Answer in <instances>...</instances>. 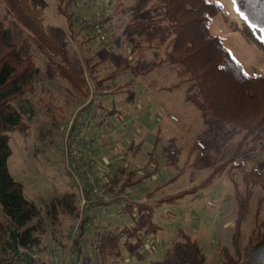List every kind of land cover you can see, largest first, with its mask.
<instances>
[{
	"label": "rangeland",
	"instance_id": "rangeland-1",
	"mask_svg": "<svg viewBox=\"0 0 264 264\" xmlns=\"http://www.w3.org/2000/svg\"><path fill=\"white\" fill-rule=\"evenodd\" d=\"M30 1L42 10L47 31L60 45L64 57L87 77L96 95L98 89L114 86L113 79L102 84L99 83L102 81L91 78L85 54H92L94 49L81 44V38L76 35L79 20L72 36L64 17L57 13V0ZM212 1L219 2L222 8L209 23L211 32L220 36L248 73H264V28L250 23L235 0ZM70 7L78 19L110 15L103 21L102 27L96 29L97 54L101 49L96 65L99 77L130 54L134 40L140 38L145 27L160 24L163 33L148 51L152 64H160L154 68L152 65L151 71L141 79L136 78L129 88L140 90L148 85L152 96L151 101L147 100L148 96L145 99L141 96L144 106L138 113L142 116L133 117L135 122L129 125L132 127L129 133L132 142L123 138L121 147L111 143L109 132L114 128L106 127L99 132L100 141L97 143L102 148L103 160H106L103 155L107 153L114 154V160L120 158L125 163L128 151L133 161L135 159L134 163L141 161L148 164L138 171L140 174L152 171L151 176L144 179L146 185L153 187L147 200L151 208L134 212L133 217L116 200L105 204L101 217L91 225H85L82 245L87 249H82L80 261L76 264H155L158 261L179 264L175 260V248L181 231L194 238L204 264H221L222 259L226 264H236L237 256L232 243L237 219L235 189L244 191L246 171L254 166L264 168V132L257 131L249 136L238 152L245 130L216 117L197 93L194 83L180 72V65L170 54L168 42L171 34L162 12V3L157 0H73ZM11 18L12 12L0 0V19L7 23ZM89 30H85L87 35H93V31ZM27 36L40 72L35 79L34 90L13 102L28 126L24 130L9 132L12 154L8 167L12 176L23 184L26 198L36 205V212L28 222L36 225V234L40 238L39 244L32 249L35 264H55V259L62 263L66 254L73 264V249L67 253L68 248L63 244L72 237L71 231L76 223L74 215L81 207V195L75 177L65 169L68 132L65 122L69 114L88 97L77 92L55 67V62L63 58L49 52L31 34L27 33ZM89 37L87 39H92ZM105 52H110L112 58L105 56ZM130 66L133 69L129 74L137 71L142 74L149 64L136 67L134 62H129ZM117 74L115 87L125 83L119 77L123 72ZM133 94V91L123 96L110 93L101 96L100 103L104 102L109 107L112 104L124 106L121 100L127 96L131 98ZM103 112L100 108V116ZM138 125H141V133ZM122 135L121 131L113 134L116 139ZM159 135L160 142L152 148L154 137ZM149 157H152L150 162ZM116 163L114 161L106 172H112ZM261 194V185H253L240 233L242 255H245L249 234L258 222L264 221V214L257 215L256 212ZM55 198L58 199L57 209L53 210L49 203ZM103 222L111 230H122L126 225L136 224L142 228L138 235L135 231L127 233L124 238L128 239L123 238L120 249L111 251L108 233L97 236ZM139 237H143L142 243L137 241ZM101 241L104 245L106 243L103 250L98 247ZM260 264H264V258Z\"/></svg>",
	"mask_w": 264,
	"mask_h": 264
},
{
	"label": "trees",
	"instance_id": "trees-1",
	"mask_svg": "<svg viewBox=\"0 0 264 264\" xmlns=\"http://www.w3.org/2000/svg\"><path fill=\"white\" fill-rule=\"evenodd\" d=\"M2 1L12 12L13 18L7 23L0 19V264H35L32 249L39 244L40 238L36 234V225L28 222L32 220L36 212V205L26 198L23 184L12 176L8 167V159L12 154L9 132L15 129L24 130L28 126L13 102L34 90V82L40 72L27 33L36 38L49 52L63 58L62 61L55 62V67L77 92L86 94L87 97L90 87L87 77L64 57L60 45L47 31L42 10L38 6L30 0ZM157 1L163 5L162 12L171 34L168 42L170 54L180 65V72L187 77V80L194 83L197 93L203 97L207 108L216 117L245 130L238 147V152L241 151L249 136L257 131L264 132V73H248L242 63L231 54L220 36L211 32L209 23L222 8L219 2L212 0ZM235 1L250 23L258 28H264V0ZM72 2L73 0H57L56 9L57 13L64 17L73 36L78 17L70 7ZM108 16L104 21L110 18ZM136 23L142 22L136 21ZM80 29L90 28L80 24ZM93 34L98 38V32L93 31ZM161 35L163 36L160 24L153 23L145 27L144 33L133 42L130 54L120 61L115 69L101 77L97 75V62H93L92 57L85 56L89 72L92 74L91 78L98 82L110 79L117 73L125 72L129 68V62H134L136 67L148 63L149 67L141 73H149L152 65L154 68L156 64H152L148 51L157 44ZM102 41L105 42L103 39ZM129 84L130 81L121 84L117 87V91H122L126 87L125 90L129 89ZM99 120L100 115L97 122ZM155 140L159 142V137L156 136ZM142 167L127 169L124 166L123 168L127 170L119 169L112 176L103 174L102 176L107 179L103 184L105 191L115 186L114 193L120 194L127 185H136L151 176L152 171L149 170L138 173ZM156 168H158L157 165ZM255 184L261 185L262 188L256 210L257 215H261V213L264 214V168L254 166L246 171L244 191L235 189L238 206L232 243L237 256L236 264H260V260L264 258V221L258 222L249 234L245 255H242L239 242L242 221L246 214L252 186ZM57 202L58 199L55 198L49 206L56 210ZM120 205L133 217L134 212L140 213L151 208L148 201ZM78 214L77 210L75 218ZM86 220V217L82 219L80 230L74 235L73 241L69 240L63 244L68 248V252L73 249V264L80 261V253L83 252V248H86L82 245ZM141 228L140 224L126 225L122 230H111L109 226H103L99 228L97 236L107 232L109 249L116 251L120 249L121 242L127 233L135 231L138 235ZM126 239L128 237L124 238ZM98 240L100 241V238ZM137 241L142 243L143 237H139ZM133 243L137 246L136 242L133 241ZM176 244L175 260L179 264H204L191 235L181 231ZM105 245L101 241L98 247L103 250ZM155 264H162V262L158 261ZM221 264H226L224 259L221 260Z\"/></svg>",
	"mask_w": 264,
	"mask_h": 264
},
{
	"label": "built area",
	"instance_id": "built-area-1",
	"mask_svg": "<svg viewBox=\"0 0 264 264\" xmlns=\"http://www.w3.org/2000/svg\"><path fill=\"white\" fill-rule=\"evenodd\" d=\"M108 15V14H107ZM106 14L102 18H79L82 26H87L97 33L96 29L101 28ZM100 35V34H99ZM102 39L103 35H101ZM100 37V38H101ZM90 93L86 101L75 109L67 118L65 126H68V132L65 140V169L75 177V181L79 185L81 195V207L79 214L76 216L75 226L72 230V238L80 230L81 222L84 217L87 218L85 225H91L94 221L101 217L104 212V204L116 200L122 205L130 203L147 202L150 194V188L145 181L137 183L136 185H127L120 194L114 193L115 186L111 190L105 191L103 186L106 183V177L102 175H95V170L100 167L102 163L93 157L88 156L89 148H96V143L100 141L94 135L90 138V128L97 124L99 117V103L92 85H89ZM103 163H109L106 159ZM105 169V168H104ZM141 170V169H140ZM69 253V252H67ZM55 264H71L69 255L62 263L54 260Z\"/></svg>",
	"mask_w": 264,
	"mask_h": 264
},
{
	"label": "crops",
	"instance_id": "crops-1",
	"mask_svg": "<svg viewBox=\"0 0 264 264\" xmlns=\"http://www.w3.org/2000/svg\"><path fill=\"white\" fill-rule=\"evenodd\" d=\"M75 26V25H74ZM85 30H89V29H80V27L77 29V31H76V35L78 36V38H81V44H83V43H85V45L86 46H92V49H94V52H92V54H85V56L86 57H92V60H94L93 62H97L98 60H99V56H100V51H101V49L99 48V50H98V54H97V44H96V41L95 40H98L97 38H92V39H87L89 36H91L92 34H90V35H87V31H85ZM89 31H91V30H89ZM92 32V31H91ZM78 33L80 34V35H78ZM93 33V32H92ZM94 35V34H93ZM92 35V36H93ZM91 36V37H92ZM91 37H89V38H91ZM86 39V40H85ZM90 40V41H89ZM89 41V42H88ZM135 41V40H134ZM97 54V55H96ZM105 56H109V57H111V53L110 52H105ZM112 58V57H111ZM98 63V62H97ZM120 63V62H119ZM119 63H117L115 66H112V67H110L109 69H111V70H113V69H115L116 67H117V65L119 64ZM158 64H160V63H158ZM157 64V65H158ZM98 65V64H97ZM156 65V66H157ZM131 69H133L132 68V66H130L125 72H123V74L121 75L120 73V79L121 78H123V80L125 81V82H129L130 81V86L129 87H131V85H132V82L136 79V78H143L144 77V74H140V72L139 71H137V73L135 72V73H132V74H129V71L131 70ZM97 70H98V66H97ZM99 71V70H98ZM103 75V74H102ZM116 75H118V74H115V76H113L112 78H110V79H113L114 80V86H113V84H112V86H109V87H107V88H103V89H98L97 90V95H98V97H99V100H100V97L101 96H104V95H108V94H110V93H113V94H115V93H120V95L121 96H123L124 94H126V95H129V92L130 91H133V96L131 97V98H128V96H127V98L125 99V100H121V102H123V103H125V105L124 106H121V105H118V104H112V108L113 109H111V107H109V106H107L104 102L103 103H99V114H100V108H101V110H104V112L102 113V115L100 116V120L97 122V124L96 125H94V126H92L91 128H90V136H95V137H100L99 135H100V131H101V129H103V130H105V128L106 127H108V128H110V127H113L114 128V131H112V132H109V137H110V139H111V143H114V144H116V145H119L120 147L122 146V139L124 138L125 140L126 139H128L127 140V142H132V140H131V138H130V136H129V133H130V131L132 130V127H130L129 125H130V123H132V121L133 122H135L134 120H133V117H136V118H139L140 116L139 115H141L142 116V114L141 113H138V110H140L143 106H144V104H143V102H142V98H146L147 96H148V101H151L152 100V96L149 94V86L147 85H145L144 87H142V88H140V90H138V89H135V90H133V89H127V90H125L126 88H124L122 91H117V87H115V85H116V80H117V78L116 79H114L115 77H116ZM110 79H107V80H103L102 82H99V83H102V84H104L105 83V81H109ZM145 80V79H144ZM120 83H122V82H120ZM119 87V86H118ZM155 93H156V91H154V95H155ZM141 96H142V98H141ZM88 97V96H87ZM86 97V98H87ZM86 101V100H85ZM84 101V102H85ZM84 102H82V104L84 103ZM100 102H101V100H100ZM126 104H130V107H126ZM80 106V105H79ZM121 107V108H120ZM75 110V109H74ZM73 110V111H74ZM72 111V112H73ZM71 112V113H72ZM137 112V114H135ZM70 113V114H71ZM69 114V115H70ZM109 116H111V119H109ZM119 118V119H118ZM149 118V117H148ZM118 122H119V124H118ZM144 124V123H143ZM138 129H139V133H141L142 132V130H141V125H138ZM118 131H121L122 133H123V135L120 137V139H116V138H114V136H113V134H116ZM156 137H154V139H155ZM159 142H160V135H159V140H158ZM98 143V142H97ZM97 143H96V148H89L88 149V156L89 157H93V158H95L96 159V161L98 160L99 161V159H100V161H101V163H102V168H100V169H96L95 170V175H103V174H109V176L111 175L112 176V174L113 173H115L116 171H119V169H121V170H123L124 168V166H126L127 167V169H139V168H141L142 166H143V168H146V166L148 165V164H143L141 161H137L136 163H134V161H135V159H134V161H133V156L132 155H130V153L128 152V151H126V162L125 163H123L122 162V160L119 158V159H117V160H114L115 159V156H114V154H113V156H111L110 154H107V153H105L103 156H106V159L109 161V163H103L104 162V160L101 158V147L99 146V145H97ZM158 142L155 140L154 142H153V146H152V148L153 147H155V145L157 144ZM111 147H114V145H111ZM151 156V155H150ZM151 158L152 157H149L147 160H148V162H150L151 161ZM114 161L115 162H118V163H116L115 164V168H114V170L112 171V172H109V173H107L106 172V169L110 166V165H114ZM146 161V160H145ZM144 161V162H145ZM142 163V164H141ZM157 166H158V164H156ZM155 165V166H156ZM105 168V169H104ZM127 169H124V170H127ZM120 170V171H121ZM102 172V173H101ZM138 173H139V171H138ZM145 179H147V178H145ZM149 186V185H148ZM149 188H150V190L152 189L153 190V187H151V186H149ZM235 197H236V194H235ZM236 201H237V198H236ZM237 206H238V203H237ZM74 218H75V215H74ZM102 227L103 226H107V224L105 223V222H103L102 224ZM100 225V226H101ZM54 242V241H53ZM53 246H54V243H53Z\"/></svg>",
	"mask_w": 264,
	"mask_h": 264
},
{
	"label": "bare ground",
	"instance_id": "bare-ground-1",
	"mask_svg": "<svg viewBox=\"0 0 264 264\" xmlns=\"http://www.w3.org/2000/svg\"><path fill=\"white\" fill-rule=\"evenodd\" d=\"M95 90V89H94Z\"/></svg>",
	"mask_w": 264,
	"mask_h": 264
}]
</instances>
